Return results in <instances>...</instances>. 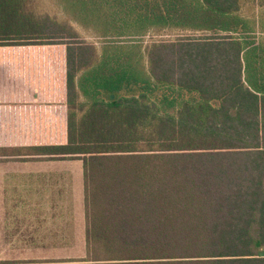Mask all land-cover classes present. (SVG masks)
Listing matches in <instances>:
<instances>
[{
    "label": "trees",
    "instance_id": "trees-1",
    "mask_svg": "<svg viewBox=\"0 0 264 264\" xmlns=\"http://www.w3.org/2000/svg\"><path fill=\"white\" fill-rule=\"evenodd\" d=\"M55 1L0 0V83L62 108L82 264H264V0Z\"/></svg>",
    "mask_w": 264,
    "mask_h": 264
},
{
    "label": "crops",
    "instance_id": "crops-1",
    "mask_svg": "<svg viewBox=\"0 0 264 264\" xmlns=\"http://www.w3.org/2000/svg\"><path fill=\"white\" fill-rule=\"evenodd\" d=\"M47 100L0 83V264H82V162L28 149L64 139L62 108Z\"/></svg>",
    "mask_w": 264,
    "mask_h": 264
},
{
    "label": "rangeland",
    "instance_id": "rangeland-1",
    "mask_svg": "<svg viewBox=\"0 0 264 264\" xmlns=\"http://www.w3.org/2000/svg\"><path fill=\"white\" fill-rule=\"evenodd\" d=\"M37 7L42 10V11H49V12H53V13H56L57 15L60 16V5L58 4L57 1L55 0H37ZM81 34L82 35H86L83 31H81ZM173 37V34H172V30H162L159 35H157L156 37H153V38H150L149 36H147L145 38V41L149 42L150 40L152 39H163V38H170L172 39ZM89 38V37H88ZM18 159H23L21 157H18V156H12L11 158H9V160H18ZM6 160V159H5ZM8 160V159H7ZM76 161H79L77 159H75ZM75 163H79V162H76Z\"/></svg>",
    "mask_w": 264,
    "mask_h": 264
},
{
    "label": "water",
    "instance_id": "water-1",
    "mask_svg": "<svg viewBox=\"0 0 264 264\" xmlns=\"http://www.w3.org/2000/svg\"><path fill=\"white\" fill-rule=\"evenodd\" d=\"M260 255H261V256H263V255H264V253H263V252H261V253H260Z\"/></svg>",
    "mask_w": 264,
    "mask_h": 264
}]
</instances>
